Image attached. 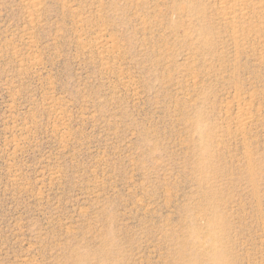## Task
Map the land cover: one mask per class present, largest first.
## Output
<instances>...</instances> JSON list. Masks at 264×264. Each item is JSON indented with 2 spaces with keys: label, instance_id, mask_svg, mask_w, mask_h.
<instances>
[{
  "label": "rangeland",
  "instance_id": "obj_1",
  "mask_svg": "<svg viewBox=\"0 0 264 264\" xmlns=\"http://www.w3.org/2000/svg\"><path fill=\"white\" fill-rule=\"evenodd\" d=\"M0 264H264V0H0Z\"/></svg>",
  "mask_w": 264,
  "mask_h": 264
}]
</instances>
